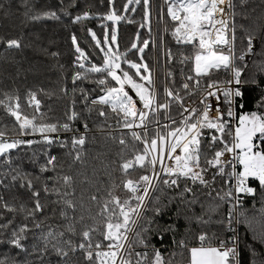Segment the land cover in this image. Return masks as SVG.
Segmentation results:
<instances>
[{"label":"snow or ice","instance_id":"snow-or-ice-1","mask_svg":"<svg viewBox=\"0 0 264 264\" xmlns=\"http://www.w3.org/2000/svg\"><path fill=\"white\" fill-rule=\"evenodd\" d=\"M0 21V264H264V0H0Z\"/></svg>","mask_w":264,"mask_h":264},{"label":"trees","instance_id":"trees-1","mask_svg":"<svg viewBox=\"0 0 264 264\" xmlns=\"http://www.w3.org/2000/svg\"><path fill=\"white\" fill-rule=\"evenodd\" d=\"M106 9V5L104 6H97V8H94L93 11H97L99 10L100 12H104ZM137 21H139V16L136 17ZM2 23H6L5 21H0V24ZM90 27H92L94 30H96L98 33L100 31L99 27L97 26V24L95 22H91L89 23ZM136 30V25H127L122 23L120 26V32L122 34V44L123 43H127L128 38L132 37L133 33ZM49 34L52 35V38L56 41L55 44L52 45V50H57L59 49V51L63 54L67 51L68 49V45H69V41L66 39L67 37V33L63 31L62 28L60 27H56L55 30H53L52 27L49 28ZM78 35H81L80 33H77ZM166 40H170V37H166ZM173 48H175L174 42H173ZM41 59H43V57H41ZM64 60V56L62 55L61 57V62H63ZM3 65H0V72H3ZM179 65L176 66L177 68V77H178V69H179ZM69 74H71L70 70H69ZM53 80L55 79V74L53 73ZM162 78V77H161ZM37 83H42L43 86L45 88H52L55 87V84L49 81H37ZM32 81L31 78L29 79L28 82V86H31ZM23 91H24V86H21V93H22V99H21V103L24 104V99H23ZM41 102H42V109L44 111H48V105H52L53 107V111L49 112V116H51L53 119L55 118H63V102L61 101H56L55 98H53L52 100L47 99L44 96H40L38 97ZM25 111L29 112L31 110L27 109L25 107ZM0 122L6 123L9 126H11L13 124V120L12 118H9L5 115V113H3L2 110H0ZM78 127H80L81 129L82 126L78 125ZM56 151H59V149H57ZM157 247H159V243H157Z\"/></svg>","mask_w":264,"mask_h":264},{"label":"built area","instance_id":"built-area-1","mask_svg":"<svg viewBox=\"0 0 264 264\" xmlns=\"http://www.w3.org/2000/svg\"><path fill=\"white\" fill-rule=\"evenodd\" d=\"M81 131H83V129H81Z\"/></svg>","mask_w":264,"mask_h":264}]
</instances>
